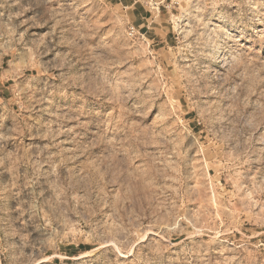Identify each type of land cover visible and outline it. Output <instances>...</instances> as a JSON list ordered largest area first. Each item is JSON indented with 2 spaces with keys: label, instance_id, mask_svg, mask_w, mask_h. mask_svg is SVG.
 Masks as SVG:
<instances>
[{
  "label": "rangeland",
  "instance_id": "rangeland-1",
  "mask_svg": "<svg viewBox=\"0 0 264 264\" xmlns=\"http://www.w3.org/2000/svg\"><path fill=\"white\" fill-rule=\"evenodd\" d=\"M132 2L0 0V264H264V0Z\"/></svg>",
  "mask_w": 264,
  "mask_h": 264
},
{
  "label": "crops",
  "instance_id": "crops-1",
  "mask_svg": "<svg viewBox=\"0 0 264 264\" xmlns=\"http://www.w3.org/2000/svg\"><path fill=\"white\" fill-rule=\"evenodd\" d=\"M138 2L137 0H133L131 7L135 8L138 13V21H140V23L137 24L138 28L144 30L145 27V32H147L151 24L156 23V18L152 17L146 9L143 10V8H140V4H136Z\"/></svg>",
  "mask_w": 264,
  "mask_h": 264
},
{
  "label": "built area",
  "instance_id": "built-area-1",
  "mask_svg": "<svg viewBox=\"0 0 264 264\" xmlns=\"http://www.w3.org/2000/svg\"><path fill=\"white\" fill-rule=\"evenodd\" d=\"M139 2H143L142 0H137ZM176 0H145V4L150 7V15L153 17L152 10L157 11L158 15L162 7L168 9L170 5H172ZM169 2V3H168ZM135 32V29H132V33Z\"/></svg>",
  "mask_w": 264,
  "mask_h": 264
},
{
  "label": "bare ground",
  "instance_id": "bare-ground-1",
  "mask_svg": "<svg viewBox=\"0 0 264 264\" xmlns=\"http://www.w3.org/2000/svg\"><path fill=\"white\" fill-rule=\"evenodd\" d=\"M227 44H228L227 39L220 40V41L216 42V45H217L216 48H217L218 50H221V49L224 48Z\"/></svg>",
  "mask_w": 264,
  "mask_h": 264
}]
</instances>
